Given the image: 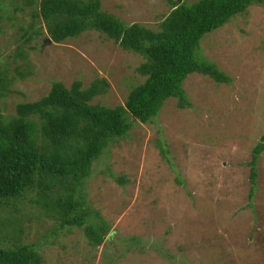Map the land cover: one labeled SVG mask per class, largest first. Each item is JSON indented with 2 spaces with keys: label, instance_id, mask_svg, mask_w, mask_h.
<instances>
[{
  "label": "rangeland",
  "instance_id": "obj_1",
  "mask_svg": "<svg viewBox=\"0 0 264 264\" xmlns=\"http://www.w3.org/2000/svg\"><path fill=\"white\" fill-rule=\"evenodd\" d=\"M261 2L202 40V56L228 76L230 84L189 75L182 88L190 108L180 110L170 99L146 125L130 117L128 134L95 162L83 186L84 198L111 226L115 247L92 249L73 228L54 244L42 246L43 264H264V152L251 203L247 165L264 135ZM101 8L127 25L153 30L170 11L164 0H101ZM30 12L14 16H23L21 24H29ZM18 37L17 26L0 22V67H13ZM24 50L32 76L16 78L9 87L0 112L6 116L14 114L17 104L47 95L53 82L67 88L80 82L84 90L104 79L108 89L91 104L113 108L124 105L144 81L136 72L144 58L97 32L62 44L50 42L45 33ZM160 143L171 164L161 158ZM110 175L124 177L126 183L119 186ZM36 220L22 224L25 243L39 242L54 223L46 219L39 223L41 229ZM134 237L136 244L129 241Z\"/></svg>",
  "mask_w": 264,
  "mask_h": 264
},
{
  "label": "trees",
  "instance_id": "obj_2",
  "mask_svg": "<svg viewBox=\"0 0 264 264\" xmlns=\"http://www.w3.org/2000/svg\"><path fill=\"white\" fill-rule=\"evenodd\" d=\"M164 1L170 11L153 30L136 23L127 25L103 11L101 0H10L11 6L0 0V22L17 26L19 33L12 51L13 67H0V112L16 78L32 76L24 47L45 33L52 43L62 44L83 33L97 32L145 60L136 69L144 81L122 106L91 104L109 87L104 79H98L84 90L80 82L70 88L53 82L38 101L17 104L11 116L0 113V264H43L42 246L54 244L63 231L73 228L81 231L92 249L104 245L114 248L111 226L84 198L83 186L95 162L106 155L112 143L128 134L130 117L146 125L170 99L180 110L190 108L182 88L189 75L230 84V78L202 56V40L247 14L261 0ZM26 10H31V22L21 24L23 16L14 15ZM162 147L160 143L161 158L171 164L168 150ZM263 152L264 135L247 164L250 203ZM110 176L119 186L126 183L124 177ZM176 183L181 185L179 178ZM46 219L54 223L39 242L25 243L24 221L39 224ZM43 226L39 224L41 229ZM136 238L129 241L136 244Z\"/></svg>",
  "mask_w": 264,
  "mask_h": 264
},
{
  "label": "water",
  "instance_id": "obj_3",
  "mask_svg": "<svg viewBox=\"0 0 264 264\" xmlns=\"http://www.w3.org/2000/svg\"><path fill=\"white\" fill-rule=\"evenodd\" d=\"M50 41V40H49ZM51 42V41H50Z\"/></svg>",
  "mask_w": 264,
  "mask_h": 264
}]
</instances>
